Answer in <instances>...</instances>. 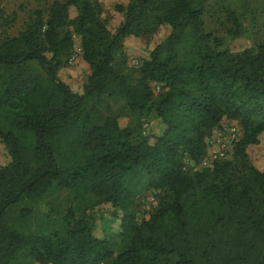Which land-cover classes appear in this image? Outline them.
<instances>
[{"label":"trees","instance_id":"1","mask_svg":"<svg viewBox=\"0 0 264 264\" xmlns=\"http://www.w3.org/2000/svg\"><path fill=\"white\" fill-rule=\"evenodd\" d=\"M204 2L127 0L114 7L121 20L112 32L87 0L34 10L15 36L6 35L14 14L0 12V264H264V170L246 154L264 134V41L213 49ZM160 28L166 34L131 82L113 55L125 61V40ZM72 34L87 70L79 93L59 77ZM151 83L162 85L156 97ZM104 98L153 114L162 133L140 137L118 125L122 114L99 115ZM223 119L241 129L231 160L187 172L184 160L199 163ZM51 188L74 205L19 230L32 213L25 202ZM149 191L156 205L138 219L134 207ZM96 207L119 220L118 242L92 235Z\"/></svg>","mask_w":264,"mask_h":264},{"label":"rangeland","instance_id":"2","mask_svg":"<svg viewBox=\"0 0 264 264\" xmlns=\"http://www.w3.org/2000/svg\"><path fill=\"white\" fill-rule=\"evenodd\" d=\"M63 0H0V12L4 15L14 14V21L6 30L7 36H15L28 20L32 11L44 10L52 2H62ZM94 2L98 7L99 17L105 22L106 28L112 32L120 22V15L115 10V5L126 4L127 0H87ZM73 14L71 10L70 15ZM202 26L205 32L211 34L217 41H209L208 45L213 49L220 51L230 49L239 51L248 44L256 45L264 41V0H205L202 7ZM69 30L70 27H68ZM235 32L239 35L232 39L229 32ZM166 34V29H158L152 36L145 41L137 38H128L124 42V52L127 55L125 61L121 60L119 53L113 55L114 68L126 75L131 82L136 77V68L142 58L146 57L147 51L151 50L154 44L161 41ZM72 48L67 59L65 67L59 72L60 80L64 81L68 88L74 93H79L86 77V67L80 62L79 38L72 34ZM2 35H0V39ZM162 85L151 83L150 89L153 96L159 95L163 89ZM98 114L101 116L122 114L118 119V125L124 127L129 124L132 127L133 134L140 137L159 136L163 131V125L154 117L153 114L146 115L130 114L124 107L122 100L102 99L98 105ZM233 127L239 131V125L234 121L221 120L219 124L210 131L206 137L205 154L214 151L225 150L223 160H231L232 145L226 141L225 131ZM246 154L250 164L257 170H264V134L258 138V143L246 149ZM7 160L6 154L0 145V164ZM184 167L187 172L197 171L200 168L198 164L184 160ZM236 168H240L237 166ZM241 169V168H240ZM154 197L153 192L144 193L139 198V205L134 207L136 216L147 218L145 207L150 206V199ZM26 206L32 210L31 215L17 225L21 231H34L40 223L49 221L51 218L62 215L65 210L74 205L72 196L62 190L55 188L49 189L44 197L38 201L25 202ZM92 213V235L99 239H105L110 242H118L120 239L119 220L112 216L110 210H98L94 208Z\"/></svg>","mask_w":264,"mask_h":264},{"label":"built area","instance_id":"3","mask_svg":"<svg viewBox=\"0 0 264 264\" xmlns=\"http://www.w3.org/2000/svg\"><path fill=\"white\" fill-rule=\"evenodd\" d=\"M225 133H226V141L228 144H230L231 142L237 140L239 131L233 127H230V129L226 130ZM225 152H226L225 150H222L221 152L214 151L209 154H204L198 163V167L199 168L210 167L213 162L223 160L225 158L224 157ZM156 201L157 199L154 197L150 199L151 207L146 206L145 207L146 212L151 211L155 207Z\"/></svg>","mask_w":264,"mask_h":264},{"label":"crops","instance_id":"4","mask_svg":"<svg viewBox=\"0 0 264 264\" xmlns=\"http://www.w3.org/2000/svg\"><path fill=\"white\" fill-rule=\"evenodd\" d=\"M97 238V237H96Z\"/></svg>","mask_w":264,"mask_h":264}]
</instances>
